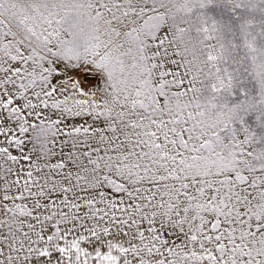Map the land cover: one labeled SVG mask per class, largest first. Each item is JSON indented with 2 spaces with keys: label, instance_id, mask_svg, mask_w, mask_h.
Wrapping results in <instances>:
<instances>
[{
  "label": "snow or ice",
  "instance_id": "obj_1",
  "mask_svg": "<svg viewBox=\"0 0 264 264\" xmlns=\"http://www.w3.org/2000/svg\"><path fill=\"white\" fill-rule=\"evenodd\" d=\"M0 264H264V0H0Z\"/></svg>",
  "mask_w": 264,
  "mask_h": 264
}]
</instances>
